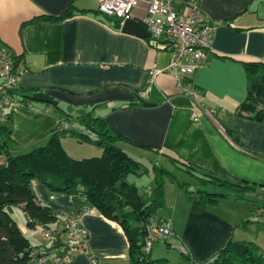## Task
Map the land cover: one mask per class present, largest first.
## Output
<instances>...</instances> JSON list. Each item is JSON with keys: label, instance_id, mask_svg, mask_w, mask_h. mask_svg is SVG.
Masks as SVG:
<instances>
[{"label": "crops", "instance_id": "0c3cea01", "mask_svg": "<svg viewBox=\"0 0 264 264\" xmlns=\"http://www.w3.org/2000/svg\"><path fill=\"white\" fill-rule=\"evenodd\" d=\"M198 1L214 32L208 62L193 75L199 89L196 100L178 87L166 44L121 31V21L98 11L99 0H0V49L22 55L23 88L50 95L72 114L91 111L105 120L113 135L174 155L221 179L257 186L264 183V70L250 78L244 61H264V0ZM70 3L72 16L43 18L61 14ZM145 12L146 4L140 2L131 15L140 20ZM153 68L161 71L150 83ZM248 92L263 111L260 120L237 112ZM139 95L153 104L127 106ZM47 105L12 111L11 137L16 144L27 148L68 126ZM82 126L80 131H85ZM120 144L125 151L128 145L139 148L127 141ZM160 153L155 163L170 164ZM31 185L38 200L58 215L56 223L31 229L23 210L8 206L32 246H52L45 230L61 231L65 217H72L86 231V248L62 264H128V244L116 222L94 209L82 212L72 195L51 191L38 179ZM163 189L164 206L153 221L171 226L173 238L165 242L179 250L178 263H205L230 240L253 242L264 257L263 205L257 206L254 218L245 208L230 219L211 205L199 208L196 198L188 202L183 197L180 205L176 194L168 201L165 181ZM239 201L249 199H234V204Z\"/></svg>", "mask_w": 264, "mask_h": 264}, {"label": "trees", "instance_id": "16d2710c", "mask_svg": "<svg viewBox=\"0 0 264 264\" xmlns=\"http://www.w3.org/2000/svg\"><path fill=\"white\" fill-rule=\"evenodd\" d=\"M73 5L59 15H44V19L61 20L72 16ZM118 21V20H117ZM120 21V20H119ZM117 23L116 27H119ZM151 37L145 39L149 41ZM9 54L12 73L17 74L23 68L22 55H17L11 49L4 47ZM224 56V55H222ZM244 67L250 78H254L260 70H264L263 60L244 61ZM24 70V69H23ZM193 81V78H189ZM196 93L199 89L193 84ZM10 96L23 103V109L34 108L36 102L32 99L35 91L23 88L19 82L15 87L7 88ZM248 99L237 108L238 114L260 120L262 109L257 105L253 95L248 92ZM152 101L137 96V101H130L127 106H151ZM43 105L48 106L43 103ZM54 111L62 113L61 120L66 121V110L58 103ZM242 112V113H241ZM11 114L8 109L0 119V264H54L49 256L53 246L62 244L61 231L53 230L52 246L39 252L38 246H32L28 237L15 221L8 206L20 207L26 215V226L35 229L45 224L56 223L58 215L46 204L40 202L32 188L33 179L44 183L51 191L67 193L81 203V211L94 209L102 216L116 222L123 231L127 247L128 264H167L163 259H151L150 253L143 250L146 227L154 222L156 211L164 206V181L168 178L180 187V181L165 166L154 163V185L147 189L129 183L126 179L130 174H141L142 162L129 155L120 142H129L152 153H160L145 145L137 144L130 139L110 133L102 117L92 116V112L80 114L85 122L86 130H72L61 126L50 133L44 145L34 146L25 152L12 153L9 150L11 137ZM77 116V117H78ZM88 131V132H87ZM227 131V130H226ZM90 132V133H89ZM73 133L78 139L98 145L102 152L99 156L76 159L70 156L61 143L62 135ZM228 136L234 141L229 131ZM238 143V142H236ZM175 168L186 172L198 186L194 190L188 188L186 199L191 202L197 199L198 207L204 209L207 205L218 204L222 198L230 196L236 200H248V194L264 193V183L253 184L234 183L221 179L212 172L198 169L174 155L161 152ZM147 171V168H143ZM187 183V184H186ZM227 191V192H223ZM253 202V201H252ZM184 254V252H182ZM209 264H264V257L258 251V246L248 241H229L219 250ZM193 263V262H189ZM187 264V263H175Z\"/></svg>", "mask_w": 264, "mask_h": 264}, {"label": "built area", "instance_id": "2783aa9c", "mask_svg": "<svg viewBox=\"0 0 264 264\" xmlns=\"http://www.w3.org/2000/svg\"><path fill=\"white\" fill-rule=\"evenodd\" d=\"M99 0L98 11L107 17H114L121 22L132 17V10L140 3L146 4V12L139 20L149 36L155 41L165 43L170 50L172 60L169 67L174 70L176 82L190 98L196 100V90L193 88V78L196 71L204 67L212 52L214 25L206 22L198 0ZM9 54L4 48L0 49V119L3 120L6 110L23 109V103L10 96L7 88L15 87L23 74L21 69L17 74L12 73ZM161 70H151L150 83ZM207 113L212 115L211 111ZM63 127H67L64 124ZM264 190V187H263ZM91 211L86 208L84 213ZM264 222V205L260 209ZM64 230L61 234L62 244L53 246L49 256L54 264H62L86 248V231L78 220L65 217ZM44 236L52 238L50 230H45ZM173 236L172 228L167 223H152L146 227L143 250L148 252L155 242L163 241ZM44 249H39L43 252ZM195 264V263H187ZM209 264V263H208Z\"/></svg>", "mask_w": 264, "mask_h": 264}, {"label": "rangeland", "instance_id": "374dc122", "mask_svg": "<svg viewBox=\"0 0 264 264\" xmlns=\"http://www.w3.org/2000/svg\"><path fill=\"white\" fill-rule=\"evenodd\" d=\"M36 104L41 105L40 102L35 101ZM43 104V103H42ZM52 109L53 107L50 106ZM8 110V109H7ZM6 110V111H7ZM65 110V109H64ZM67 111V110H66ZM88 112V110H87ZM59 115L62 113L60 111H58ZM67 113H70V116H67L66 118V122L68 123L69 129L72 130H79L81 126L85 128V122L83 123V121H80V114L83 115L86 112H78V113H71V111H67ZM79 115V116H78ZM78 116V117H77ZM94 116V115H92ZM47 141V138L44 141H41L39 143H36L34 145H31L27 148L25 147H21L20 145L16 144L15 141H11L9 143V150L12 153H20V152H25L27 150H29L30 148L34 147V146H41L44 145ZM61 143L63 148L66 150V152L72 156L73 158L76 159H80V158H85V157H91V156H99L102 152V149L91 142H87V141H83L78 139L77 136H75L73 133H69V134H65L62 135L61 137ZM123 146H125L123 144ZM144 149V148H143ZM141 148H134V147H129V145L126 147V152L131 155L132 157L140 160L142 162V166L143 168H147V171H145L142 168V173L141 174H130L127 177V181L129 183H133L135 185H137L138 187H144V188H151L154 183H155V177L154 176V170H153V164L156 162L157 160V155L155 153H151V152H147L146 150H143ZM95 152V153H93ZM160 165L161 166H165L166 168H168L169 170H171V172L177 177V179L180 181V187L177 186L175 183L172 184V182L166 178L165 179V188H166V196H167V200L173 202L176 198V194H177V198L176 201L178 204H183V197H187L188 192L185 190V186L183 185V182H187L189 184H187L188 188L191 190H194L196 188V186H198L196 183H194V178L189 175L186 174V172L181 171L178 168H174L173 166H171L170 164L167 163L166 160H161L160 161ZM178 187L179 190H176ZM176 191V192H175ZM223 192H227V191H223ZM230 196H228L227 198H222L220 200V204L216 205V204H211V207L213 210H215L216 212L225 215L227 217H229L230 219H236L234 216L235 215H242L245 212V208L247 210H249V212L252 214V217L254 218L253 214L256 211L257 206H261L264 205V193H261L260 195H255L253 193L248 194L247 197H249V201H239L236 204H234V199H233V195L234 192L231 191L230 192ZM186 201H188L186 199ZM253 201V202H252ZM189 202V201H188ZM210 206V205H209ZM15 207V206H14ZM17 209V208H15ZM170 212H172L170 210ZM245 218V217H244ZM173 237H169L166 240H163L162 242H160L158 244V242L154 244V248L155 250L152 252V254L149 255V257L151 259L157 260V259H163V261L167 264H175L178 263L177 260L180 259V253L179 250L177 248H173L170 247L166 244L165 241L169 242L171 241ZM32 240V239H30ZM215 256V255H214ZM212 257L211 260H213L215 257ZM202 264H207V263H202Z\"/></svg>", "mask_w": 264, "mask_h": 264}, {"label": "water", "instance_id": "95a60500", "mask_svg": "<svg viewBox=\"0 0 264 264\" xmlns=\"http://www.w3.org/2000/svg\"><path fill=\"white\" fill-rule=\"evenodd\" d=\"M121 31L125 33H130L142 38L149 37V32L145 28V26L139 22V20L130 17L128 19H124L121 23ZM32 99L37 102L49 104L52 106L57 105V101L54 100L50 95L43 92H35L32 95Z\"/></svg>", "mask_w": 264, "mask_h": 264}]
</instances>
